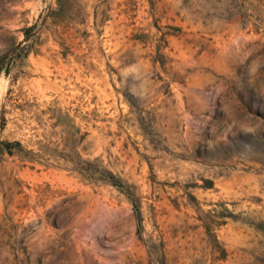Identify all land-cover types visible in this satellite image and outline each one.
Here are the masks:
<instances>
[{"label": "rangeland", "instance_id": "374dc122", "mask_svg": "<svg viewBox=\"0 0 264 264\" xmlns=\"http://www.w3.org/2000/svg\"><path fill=\"white\" fill-rule=\"evenodd\" d=\"M2 141L0 264H264V0H0Z\"/></svg>", "mask_w": 264, "mask_h": 264}, {"label": "trees", "instance_id": "16d2710c", "mask_svg": "<svg viewBox=\"0 0 264 264\" xmlns=\"http://www.w3.org/2000/svg\"><path fill=\"white\" fill-rule=\"evenodd\" d=\"M14 145L20 146L19 142L10 143V142H6V141L5 142L2 141V142H0V152L2 154H7L9 157L14 156L15 154L12 150V147ZM72 170L77 171L76 168H73ZM108 173L113 177V179H115L114 176L109 171H108ZM108 183L110 185H112L113 187H115L119 192L124 194L128 199H130V196H128L126 190H124V188L120 184V182L113 180V181H109ZM138 217H139V214H138Z\"/></svg>", "mask_w": 264, "mask_h": 264}, {"label": "clouds", "instance_id": "9594fccd", "mask_svg": "<svg viewBox=\"0 0 264 264\" xmlns=\"http://www.w3.org/2000/svg\"><path fill=\"white\" fill-rule=\"evenodd\" d=\"M129 72L133 73L134 76H133V80L136 81V80H140V75H139V68L138 66H132L131 69L128 70ZM146 84H147V81L146 80H143L142 82H140L138 85L135 84V83H132V84H128L126 82V87L128 88L129 92L134 95V96H137L138 98H143L144 94L146 93L147 91V88H146ZM139 88L140 91L137 92L136 91V88Z\"/></svg>", "mask_w": 264, "mask_h": 264}]
</instances>
